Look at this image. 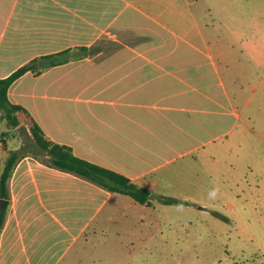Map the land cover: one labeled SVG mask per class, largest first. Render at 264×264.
Here are the masks:
<instances>
[{"label":"crops","instance_id":"obj_1","mask_svg":"<svg viewBox=\"0 0 264 264\" xmlns=\"http://www.w3.org/2000/svg\"><path fill=\"white\" fill-rule=\"evenodd\" d=\"M166 13L144 0H0V78L33 59L68 51L67 61L19 77L8 89L9 101L22 106L47 139L153 191L165 176L152 172L175 142L157 128L183 132L191 118L176 114L181 104L188 102L193 112L202 104L205 113L206 103L201 79L197 87L194 75L169 73V60L149 56L159 49L153 33L166 28ZM81 47L93 51L77 57ZM175 89L186 96L174 97ZM1 155L0 173L6 150ZM8 186L0 264H59L84 235L85 243L104 240L110 231L142 237L141 227L153 221L143 214L155 210L152 199L150 205L131 201L30 154L19 158ZM127 207L134 216L129 230L116 217Z\"/></svg>","mask_w":264,"mask_h":264},{"label":"rangeland","instance_id":"obj_2","mask_svg":"<svg viewBox=\"0 0 264 264\" xmlns=\"http://www.w3.org/2000/svg\"><path fill=\"white\" fill-rule=\"evenodd\" d=\"M153 5L167 11L166 28L153 33L159 49L149 56L169 60V73L194 75L197 87L201 79L205 113L184 102L183 132L157 128L175 142L152 172L165 177L150 191L155 210L143 213L153 221L142 237L110 231L85 243L84 235L59 264H264V0H144ZM17 116V126L0 116V157L20 146L34 153L30 122ZM116 217L132 228L129 207Z\"/></svg>","mask_w":264,"mask_h":264},{"label":"trees","instance_id":"obj_3","mask_svg":"<svg viewBox=\"0 0 264 264\" xmlns=\"http://www.w3.org/2000/svg\"><path fill=\"white\" fill-rule=\"evenodd\" d=\"M81 50L82 53L77 57L85 56L88 52L93 51V49L86 47H81ZM67 52L62 51L33 59L16 69L9 76L0 78V116L10 125L17 126V113L26 111L22 106L9 101L7 95L9 87L28 71L36 76L52 66L67 61L65 57ZM26 131L27 142L34 151L30 155L45 165L84 178L112 193L129 196L137 203L151 204V193L147 188L138 186L128 177L114 170L79 158L68 145L55 143L47 139L43 130L33 119H31L29 128ZM27 154L24 147L20 146L15 150H9L4 161L0 173V232L6 219L10 199L8 181L19 158ZM162 201L165 204H180V201L174 198H163Z\"/></svg>","mask_w":264,"mask_h":264}]
</instances>
